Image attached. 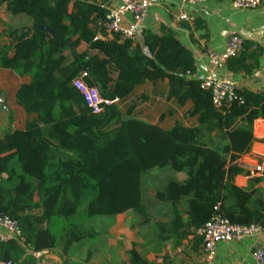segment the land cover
<instances>
[{
	"label": "trees",
	"instance_id": "trees-1",
	"mask_svg": "<svg viewBox=\"0 0 264 264\" xmlns=\"http://www.w3.org/2000/svg\"><path fill=\"white\" fill-rule=\"evenodd\" d=\"M3 6L33 24L0 31L5 40L0 69L29 77L15 101L37 126L0 137V215L16 223L23 239L21 244L0 241V264H38L28 250L38 254L57 247L68 263L101 237L97 220L125 212L145 228L152 220L144 203L148 193L169 207L167 221L153 225L161 246L171 242L176 247L189 236L200 244L196 232L216 215L231 225L263 223L264 196L254 188L263 179L251 178L248 188L240 189L234 178L249 173L229 165L250 150L253 122L264 120L262 93L235 89V99L216 108L202 80L193 78L191 52L173 33L142 31L143 52L137 41L107 32L109 0H0ZM36 26L72 40L74 53L81 44L100 43L105 57L121 65L122 81L110 89L97 68L103 57L83 51L71 60ZM225 66L234 72L252 69L243 53ZM78 78L108 103L101 104L100 113L93 114L74 88ZM163 82L166 101L177 108L190 105L186 115L195 119V127L177 122L163 129L135 116L137 105L148 100L146 92L135 96L137 91ZM153 170L182 172L186 178L168 177L156 187L149 178ZM126 255L129 264H151L135 244ZM92 256L89 250L86 260Z\"/></svg>",
	"mask_w": 264,
	"mask_h": 264
},
{
	"label": "crops",
	"instance_id": "crops-1",
	"mask_svg": "<svg viewBox=\"0 0 264 264\" xmlns=\"http://www.w3.org/2000/svg\"><path fill=\"white\" fill-rule=\"evenodd\" d=\"M152 5L148 10L147 17L144 20L140 31L135 37V41L139 43L143 52L145 47L143 46L142 31L149 30L156 35H160L166 31L173 33L182 46L188 49L193 58L196 67L194 74L195 79L203 80L208 75V58L207 50L211 49L215 52H221L227 43L228 35L232 32L239 35L243 40L242 50L245 64L251 67V71L247 73L245 70H236L235 72L228 69L226 66L216 71L219 78L226 79L233 84L234 89L237 91L246 90L252 93H262L264 95V4H260L257 9L254 10H236L232 7V0H209L206 3L195 7L185 6L183 9L192 17L190 23L187 22H175L174 15L178 13L180 7L171 0H149ZM111 6L117 5L119 0H109ZM5 10V7H1ZM6 11V10H5ZM7 12V11H6ZM19 16V15H18ZM26 21L24 26H33L30 19ZM126 22L130 21V17H125ZM42 30H45L52 38H56L54 32L48 28L42 26H36ZM1 40L5 41L4 38ZM1 41V43L3 42ZM95 47H97L95 49ZM83 51H89L90 55L100 56V58H106L104 51L100 43L90 48L81 44L76 48L75 52L80 54ZM102 51V53H100ZM71 60L75 59V53L70 51L65 52ZM100 62V60H99ZM2 72H9L0 69ZM13 74L16 83L13 86L6 88L3 96H6L10 105L16 109V117H12V129H8L0 132V137L4 132L12 130H27L37 126V122L33 116L26 115L21 107L16 104L15 93L19 86L27 84L29 77H18ZM140 89V93L146 92L148 100L139 103L135 110V116L140 120L159 125L163 129L171 128L175 123H180L184 127H195L197 125L194 118H190L186 115V110L190 107L189 104L183 108H177L171 101H166L165 94L167 92L166 82L160 83L155 87L150 85H144ZM171 113H170V112ZM17 123V124H16ZM28 126H30L28 128ZM252 135L254 141L250 147V150L241 155L236 161L229 165L236 164L244 171L249 173V176L238 175L234 178L233 184L240 189H247L249 179L262 178L263 180L254 185L255 189H259L264 196V120L257 119L252 124ZM167 171V170H163ZM170 172V171H169ZM169 176L175 178L178 181H183L186 178L185 173H173ZM160 180H158L159 182ZM161 183V181H160ZM156 186V185H155ZM150 194V193H149ZM152 196V195H151ZM155 202V201H154ZM157 202V201H156ZM160 207V213L157 214L151 223L152 226L155 223H165L169 212V207L166 204L157 202ZM37 214L40 212L37 211ZM130 212H125L119 216H126ZM131 214V213H130ZM130 219V218H129ZM132 221L124 230L121 229L122 234L126 233V238L132 227ZM116 228H121L120 224H116L113 231ZM140 229L139 227H137ZM151 230L150 243L146 244L148 240L143 237V233L138 231L139 235L142 234L140 241H129L127 247L123 248L121 252L116 250L113 244L106 249L105 257L103 261L99 263L104 264H129L126 252L131 248L132 244H135V250L151 264H200L201 246L199 242L193 237L189 236L186 240L176 247H173L171 242H167L161 246L158 244L155 234ZM153 234V235H152ZM94 247V242H89L84 247V252L87 251L89 246ZM95 248V247H94ZM264 249V233L255 237L244 239L239 242H221L216 245V256L213 264H255L252 260V252L256 249ZM96 249V248H95ZM95 249H90L94 251ZM141 250L144 252L142 253ZM169 250V251H166ZM28 254L34 256L37 259L38 264H66V257L62 253L61 248L57 247L51 250H46L38 254H33L30 250ZM85 253H82V258ZM50 257V258H49ZM95 260L88 259L86 257L82 259L81 263L73 261L72 256L69 257L67 264H99Z\"/></svg>",
	"mask_w": 264,
	"mask_h": 264
},
{
	"label": "built area",
	"instance_id": "built-area-1",
	"mask_svg": "<svg viewBox=\"0 0 264 264\" xmlns=\"http://www.w3.org/2000/svg\"><path fill=\"white\" fill-rule=\"evenodd\" d=\"M176 3L180 10L174 15V21L190 23L193 19L184 11V7H195L209 0H171ZM152 3L149 0H119V3L110 6L107 14L106 30L109 34L118 35L121 40H135L140 31ZM231 5L236 10H254L260 5L259 0H232ZM130 21L126 22L125 17ZM243 40L236 33L228 35L225 48L221 52L207 50L209 73L202 80L201 87L208 90L212 95V102L216 108H221L227 102L235 99L234 87L226 79L219 78L216 71L225 67L229 59L237 57L242 50ZM73 86L83 96L84 102L93 114L102 111L101 104L104 102L95 88L88 87L81 78L73 81ZM264 233V221L260 224L249 226L231 225L226 219L216 215L201 229L196 232L200 239L201 263L213 264L216 256V245L221 242H239L244 239L258 236ZM0 241L23 242L20 231L15 222L0 215ZM252 260L255 264H264V249L258 248L252 252ZM10 264V263H3Z\"/></svg>",
	"mask_w": 264,
	"mask_h": 264
},
{
	"label": "rangeland",
	"instance_id": "rangeland-1",
	"mask_svg": "<svg viewBox=\"0 0 264 264\" xmlns=\"http://www.w3.org/2000/svg\"><path fill=\"white\" fill-rule=\"evenodd\" d=\"M23 20L29 21L28 18L24 15L14 16L6 12L4 9H1L0 31L8 27L20 28V26H24L26 24V21ZM55 39L59 42L60 46L74 53V51L72 50L73 47L72 40L63 41L61 40V38L57 36ZM1 41L3 40L0 39V43ZM100 53H102V51H100ZM97 68L101 72L102 79L105 81V83L108 85L110 89H112L116 83L122 81L121 76L123 69L121 68V65L118 64V61L109 59L107 57L102 58V60L98 63ZM15 83H16V79L13 74H10L9 72L6 73L0 71V132L8 129H12V121H13L12 117H16V109L10 105V102H8L6 96H3V93L6 91V88L9 86H13ZM139 93L140 91H137L135 96L139 95ZM10 119H12L11 122ZM29 127L30 126H28V128ZM172 175L173 174L171 173V171L169 172V170L167 171L153 170L149 174V178L154 179V183L156 187H158L160 185V181L162 183V181H164L166 178ZM158 180L160 181L158 182ZM154 201L155 200L152 198L151 193L150 194L148 193L144 198V203L146 204L152 219H154L155 216L159 214L161 211L157 202ZM131 221L133 224L131 226L134 227V229L130 228V231H128L129 234L126 238V233L123 235L121 229L124 230V228L127 227V223L130 226ZM135 221H137V217L132 216V214L130 213L127 214L126 216L115 217L113 220L109 218H101L97 220L94 223V226L101 231V237L94 242V247L96 249L91 245L89 246L87 251L84 252L85 251L84 247H81L77 253H74L72 255L73 261H75L76 263H81L82 259L86 257L87 252L90 249H95L93 251L92 259L95 260L97 263H99L100 261H103V257H105L104 255H106V252H108L106 249H109V247H111L110 244H113L114 246L112 247H114L116 250H119L121 252L123 248L127 247V242L137 241L138 239L141 241L142 234L139 235L138 231H141L143 233V237H145L147 240L149 239L148 242H146L145 240V243L149 244L151 242L150 237H152L149 235H151L150 233L153 227L147 225L145 228L138 229ZM116 224H120L121 228H116L115 229L116 231H113ZM153 234H155V232H153ZM141 252L143 253L144 251L141 250ZM82 253H85L83 258L81 257Z\"/></svg>",
	"mask_w": 264,
	"mask_h": 264
}]
</instances>
